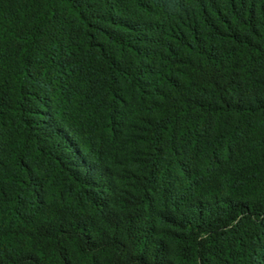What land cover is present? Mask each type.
<instances>
[{"label":"trees","instance_id":"obj_1","mask_svg":"<svg viewBox=\"0 0 264 264\" xmlns=\"http://www.w3.org/2000/svg\"><path fill=\"white\" fill-rule=\"evenodd\" d=\"M0 264H264V0H0Z\"/></svg>","mask_w":264,"mask_h":264}]
</instances>
